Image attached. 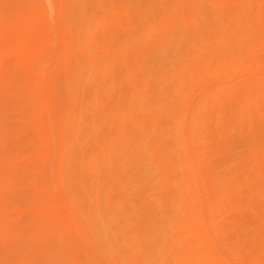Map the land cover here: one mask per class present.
Segmentation results:
<instances>
[{"label":"rangeland","instance_id":"1","mask_svg":"<svg viewBox=\"0 0 264 264\" xmlns=\"http://www.w3.org/2000/svg\"><path fill=\"white\" fill-rule=\"evenodd\" d=\"M154 216L192 254L158 264H264V0H0V264L136 262Z\"/></svg>","mask_w":264,"mask_h":264},{"label":"bare ground","instance_id":"2","mask_svg":"<svg viewBox=\"0 0 264 264\" xmlns=\"http://www.w3.org/2000/svg\"><path fill=\"white\" fill-rule=\"evenodd\" d=\"M189 1H190V0H189ZM191 1H192V0H191ZM82 5H83V2H82ZM78 7H79V6H78ZM84 8L86 9L85 11L87 12V11H88V10H87L88 8H86V5L84 6ZM75 10H76V9H75ZM79 10H80V9H79ZM76 11H78V10H76ZM174 12H175V11H174ZM175 14H176V13H175ZM80 15H81V14H80ZM85 15H86V17H88V16H89V15H88V12H87V14H85ZM173 15H174V14H173ZM83 16H84V15H83ZM86 17H84V18H86ZM84 18H82V19H84ZM173 18H174V17H173ZM173 18H172V19H173ZM175 18H176V17H175ZM82 19H81V20H82ZM87 19H89V18H87ZM78 20H79V19H78ZM81 20H80V21H81ZM89 20H90V19H89ZM169 20H171V19H168V21H169ZM173 20H174V19H173ZM83 21H84V20H83ZM174 21H175V20H174ZM93 22H94V21H93ZM81 23H82V22H81ZM89 23H90V22H89ZM173 23H174V22H173ZM226 23H227V22H226ZM229 23H230V22H229ZM229 23H228V24H229ZM87 24H88V23H87ZM90 24H91V23H90ZM170 24H171V23H170ZM174 24H175V23H174ZM174 24H172V25H174ZM228 24H225L226 27L228 26ZM79 25H80V24H79ZM81 25H82V24H81ZM84 25H85V24H84ZM225 25H224V27H225ZM229 25H231V24H229ZM174 26H175V25H174ZM174 26H173V27H174ZM212 26H214V25H212ZM216 26H217V25H216ZM79 27H81V26H79ZM90 27H91V26H90ZM169 27H171V26H169ZM221 27H223V26H221ZM82 28H83V27H82ZM87 28L89 29L88 26H87ZM175 28H176V27H175ZM78 29H79V28H78ZM83 29H85V28H83ZM212 29H213V28H212ZM89 30H90V29H89ZM89 30H88V31H89ZM91 30H92V29H91ZM172 30H173V29H172ZM220 30L222 31V29H220ZM78 31H79V30H78ZM88 31H87V32H88ZM174 31H175V29H174ZM174 31H173V32H174ZM216 31H218V29H217ZM221 31H220V32H221ZM223 31H224V30H223ZM223 31H222V32H223ZM226 31H228V30H226ZM80 32H81V31H80ZM83 32H84V31H83ZM83 32H82V33H83ZM89 32H90V31H89ZM170 32H171V31H170ZM214 32H215V31H214ZM214 32H213V33H214ZM84 33H85V32H84ZM93 33H94V32H93ZM93 33H92V34H93ZM78 34L81 35L80 33H78ZM90 34H91V33H90ZM166 34H167V32H166ZM79 35H78V36H79ZM83 35H84V34H83ZM223 35H224V34H223ZM241 35H242V34H241ZM241 35L238 37L239 39H240ZM91 36H92V35H91ZM92 37H93V36H92ZM219 37H220V36H219ZM226 37H227V36H226ZM79 38H81V37H79ZM88 38H89V37H88ZM215 38H216V37H215ZM221 38H223V37H221ZM221 38H220V39H221ZM224 38H225V36H224ZM212 39H214V38H212ZM239 39H237V41H238ZM79 40H80V39H79ZM90 40H91V39H90ZM215 40H217V39H215ZM85 41H86V40H85ZM87 41H88V40H87ZM213 41H214V40H212L211 43H212ZM219 41H220V40H219ZM219 41H218V42H219ZM224 42H225V41H224ZM87 43H88V42H87ZM89 43H90V42H89ZM89 43H88V44H89ZM169 43H171V42H169ZM198 43H199V42H198ZM200 43H201V42H200ZM200 43H199V44H200ZM175 44H176V43H175ZM204 44H206V43L204 42ZM217 44H218V43H217ZM80 45H82L81 42H80ZM83 45H84V44H83ZM196 45H198V44H196ZM208 45H210V44H208ZM208 45L206 46V48L208 47ZM222 45H223V43H222ZM85 46H86V45H85ZM168 46H169V45H168ZM171 46H172V45H170V48H171ZM198 46H199V45H198ZM215 46H218V45H215ZM172 47H173V46H172ZM209 47H210L211 49H210ZM209 47H208V49L212 51V49H213L214 46H213V47L209 46ZM225 47H226V46H225ZM196 48H197V46H196ZM214 48H216V47H214ZM218 48H219V46H218ZM171 49H173V48H171ZM198 49H199V47H198ZM198 49H196V50H198ZM201 49H202V48H201ZM167 50H168V49H167ZM204 50H205V49H204ZM215 50H216V49H215ZM222 50H223V49H221V50H219V51H222ZM224 50H226V49H224ZM168 51H170V49H169ZM219 51H218V52H219ZM170 52H171V51H170ZM192 52H193V51H192ZM196 52H198V51H196ZM196 52L194 51V53H196ZM209 52H210V51H208V53H209ZM182 53H183V51H182ZM188 53H189V52H188ZM194 53H193V54H194ZM200 53H201V52H200ZM215 53H216V51L214 52V54H215ZM223 53H224V52H223ZM163 54H164V53H163ZM179 54H180V53H179ZM212 54H213V53H212ZM217 54H218V53H217ZM184 55H185V54H184ZM202 55H203V53H202ZM205 55H207V54H205ZM220 55H221V54H220ZM182 56H183V54H182ZM199 56H200V55H199ZM214 56H215V55H214ZM218 56H219V55H218ZM178 57H179V56H178ZM184 58H185V57H184ZM169 59H170V58H169ZM171 60H172V59H171ZM173 60H175V59H173ZM178 60H179V59H178ZM184 60H185V59H184ZM182 61H183V59H182ZM142 62H143V61H142ZM169 62H170V60H169ZM176 62H177V61H176ZM176 62H174L175 65H177ZM183 64H184V63H183ZM185 64H187V63H185ZM167 65H168V64H167ZM187 65H188V64H187ZM160 66H163V65H160ZM179 66H180V65H179ZM84 67H85V65H84ZM166 67H167V66H166ZM168 67H169V66H168ZM168 67H167V68H168ZM158 68H159V67H158ZM164 68H165V67H164ZM187 68H188V67H187ZM91 69H92V68H91ZM175 69H177V68L175 67ZM183 69H184V68H183ZM183 69H182V71H184ZM205 69H206V68H205ZM89 70H90V68H89ZM137 70H138V69H137ZM165 70H166V69H165ZM165 70H164V71H165ZM170 70H171V69H170ZM188 70H189V69H188ZM83 71H84V68H83ZM138 71H139V70H138ZM138 71H137V72H138ZM157 71H158V69H157ZM167 72L169 73L170 71H167ZM176 72H177V70H176ZM176 72H175V73H176ZM178 72H179V71H178ZM187 72H188V71H187ZM89 73H90V72H89ZM180 73H181V72H180ZM157 74H158V73H157ZM85 75H86V74H85ZM178 75H179V73H178ZM185 75H186V74H185ZM82 76H83V75H82ZM86 76H87V75H86ZM165 76H166V75H165ZM84 77H85V76H84ZM154 77H155V75H154ZM163 77H164V76H163ZM182 77H183V76H182ZM164 78H165V77H164ZM172 78H173V77H172ZM184 78H187V77H184ZM184 78H183V79H184ZM160 80H161V78H160ZM174 80H175V79H174ZM155 81H156V80H155ZM162 81H163V80H162ZM162 81H161V82H162ZM166 81H167V80H166ZM168 81H169V80H168ZM170 81H171V80H170ZM170 81H169V82H170ZM186 81H187V80H186ZM158 82H159V80H158ZM171 82H172V81H171ZM153 84H154V83H153ZM162 85H163V83H162ZM166 85H167V84H166ZM177 85H178V84H177ZM168 86H169V85H168ZM148 87H149V86H148ZM157 87H158V86H157ZM171 87H172V86H171ZM171 87H170V88H171ZM105 88H107V87L102 88V90H103V89L105 90ZM102 90H101V92H102ZM162 90H163V89H162ZM144 91H145V90H144ZM142 92H143V91H142ZM138 93H139V92H138ZM163 95H164V94H163ZM165 95H166V94H165ZM168 95H169V94H168ZM170 95H171V94H170ZM160 96H161V95H158V97H160ZM171 96H172V95H171ZM165 97H166V96H165ZM146 98L148 99V97H146ZM166 98H167V97H166ZM172 98H173V97H172ZM177 98H178V97H177ZM163 100H164V99H163ZM148 101H149V100H148ZM173 101H174V100H173ZM175 101H177V99H176ZM137 102H138V101H137ZM167 102H168V101H167ZM171 102H172V101H171ZM160 103H161V101H160ZM164 103H166V101H165ZM168 103H169V102H168ZM173 103H174V102H173ZM173 103H172V104H173ZM147 104H148V102H147ZM162 104H163V103H162ZM214 104H215V103H214ZM214 104H213V106H212L213 108H214ZM166 105H168V104H166ZM162 106H163V105H162ZM170 107H171V105H170ZM170 107H169V108H170ZM167 108H168V107H167ZM213 108H212V109H213ZM124 109H125V108H124ZM126 109H127V108H126ZM116 110H117V109H116ZM118 113H119V112H118ZM115 114H117V112H116ZM159 115H161V113H160ZM159 115H158V116H159ZM184 116H185V115H184ZM179 117H180V116H179ZM181 117H182V116H181ZM178 119H179V118H178ZM186 119H187V118H186ZM189 119H190V118H189ZM202 119H203V118H202ZM202 119H201V120H202ZM201 120H200V121H201ZM183 121H184V120H183ZM189 121H190V120H189ZM197 121H199V119H197L196 122H197ZM200 121H199V123H200ZM202 121H204V120H202ZM196 122H195V124H196V125H199L198 122H197V123H196ZM122 123H123V122H120L119 126L121 125V127H123L122 129L124 130V129L127 127V125H126L125 123H123V124H122ZM185 123H187V125H188V123H190V122H185ZM185 123H184V124H185ZM201 123H202V122H201ZM124 124H125L126 127L124 126ZM173 124H174V122H173ZM176 124H177V123H176ZM122 125H123V126H122ZM169 126H170V125H169ZM174 126H175V125H174ZM174 126H173V127H174ZM121 127H119L120 130H121ZM187 127H188V126H187ZM167 128H168V127H167ZM114 129H115V130H118V129H116V128H114ZM126 130L129 131L128 128H127ZM126 130H125V131H122V130H121V131L127 133L128 135H125V136H124V135L122 134V132H121V133H120V134H122V136H121L120 134L118 135V133H117V134L114 133V132H116V131H113L114 136H112V137L115 138V135H117V136H119V137L116 136L117 138H115V140L117 139V140L120 141V138H121V140H122V138H123L124 140L127 139L128 141H130V138H129V137H130V135H129L130 133L127 132ZM163 130H164V129H163ZM169 130H170V129H169ZM185 130H186V129H185ZM158 131H159V130H158ZM158 131H157V132H158ZM118 132H120V131L118 130ZM157 132H156V134H157ZM174 132H175V131H174ZM185 132H186V131H185ZM185 132H184V133H185ZM125 133H124V134H125ZM145 133H146V132H145ZM163 133H164V132H163ZM163 133H162V134H163ZM189 133H190V132H189ZM113 134H112V135H113ZM133 134H134V133H133ZM151 134H152V133H151ZM153 134H154V133H153ZM160 134H161V133H160ZM164 134H165V133H164ZM131 135H132V134H131ZM157 135H158V134H157ZM120 136H121V137H120ZM123 136H124V137H123ZM128 136H129V137H128ZM140 136H141V135H140ZM142 136H143V135H142ZM142 136H141V137H142ZM144 136H145V135H144ZM74 137H75V136H74ZM79 137H80V136H79ZM127 137H128V138H127ZM151 137H152V136H151ZM151 137H150V139H151ZM118 138H119V139H118ZM133 138H134V135H132L131 139H133ZM82 139H83V138H82ZM134 139H135V138H134ZM134 139H133V140H134ZM141 139H142V138H141ZM153 139H154V138H153ZM153 139H152L151 141H153ZM80 140H81V139H80ZM83 140H84V139H83ZM117 140H116V141H117ZM155 140H156V139H155ZM111 141H113V140H111ZM128 141H127V143H126L125 145L127 146V145L129 144L130 149L133 148L134 145L131 147V146H130V142L133 144L134 141H133V142H132V141L128 142ZM144 141H145V140H144ZM157 141H158V140H157ZM159 141H160V140H159ZM161 141H162V140H161ZM77 142H78V141H77ZM120 142H121V141H120ZM162 142H163V141H162ZM118 143H119V142H118ZM140 143H141V142H140ZM143 143H144V142H143ZM132 144H131V145H132ZM155 144L157 145V143H155ZM174 144L176 145V143H174ZM108 145H109V144H108ZM138 145H139V144H138ZM179 145H180V144H179ZM112 146H113V145H109V146H107V148H105V149L109 150V147H112ZM120 146H121V145H120ZM160 146H161V145H160ZM160 146H159V143H158L157 147H155V148H156V149H157L158 147L160 148ZM115 147L117 148V146H115ZM122 147H123V146H122ZM122 147H119V148H122ZM127 147H128V146H127ZM129 147H128V149H127L128 151H127L126 148H125V150H124L125 154H127L126 151L128 152L129 155H130V153H129L130 151H131V153L133 154V151H132L133 149L130 150ZM144 147H145V146H144ZM168 147H170V146H168ZM180 147H181V146H180ZM112 148H114V146H113ZM116 148L112 149V151H113V152H116V151L119 149V148H118V149L115 151ZM145 148H146V147H145ZM151 148H152V146H151ZM151 148H150V149H151ZM155 148H153V149H155ZM159 148H158V149H159ZM170 148H171V147H170ZM134 149H138V148L135 147ZM156 149H155V151H156ZM161 149H162V146H161ZM161 149H159V153H157L158 155H161L160 158H158V160L161 159V157H163L162 154L160 153V150H161ZM163 149H164V148H163ZM172 149L175 150V149H178V148H172ZM172 149H170V150H172ZM129 150H130V151H129ZM144 150H145V149H144ZM144 150H143V152H144L145 154L150 153V152H147V150H145L146 152H145ZM165 150H166V148H165ZM167 150H169V149H167ZM105 151H106V150H105ZM112 151H110V152H112ZM134 151L137 152L138 150H134ZM155 151H154V152H153V151L151 152V155H152V154H153V155L155 154L154 158L158 156V155L155 153ZM119 152H121V151H119ZM136 152L133 154V155L135 156V157H133V158H131L132 155H130L131 157H130V156L128 157V154H127V156H126L125 154H124V156H123V153H122V152L119 153V154L122 156V158H123L122 161H123L124 163H125V161H124L125 156L128 157V159L125 158V160H128V161H130L131 163H133L131 160L134 159V163H135V162L138 161V160H137V161L135 160V158L138 157L137 155H135V154H137ZM143 152H142V153H143ZM172 152H173V151H172ZM172 152H171V153H172ZM175 152H176V151H175ZM100 154L102 155V152H101ZM112 154H113V153H112ZM117 154H118V153H117ZM168 154H169V153H168ZM103 155H104V154H103ZM110 155H111V154H110ZM151 155H150V156H151ZM153 155H152V156H153ZM97 156H98V155H97ZM106 156H107V154H106ZM117 156H118V155H117ZM121 156H120V157H121ZM148 156H149V155H148ZM152 156H151V157H152ZM190 156H192V155H190ZM144 157H145V156H144ZM158 157H159V156H158ZM103 158L106 159L105 157H103ZM112 158H113V156H112ZM112 158H111V159H112ZM147 158H148V157H147ZM167 158H168V157H167ZM129 159H131V160H129ZM151 159H152V158H151ZM163 159H164V158H163ZM96 160H97V159H96ZM113 160H114V159H113ZM139 160H140V159H139ZM146 160H147V159H146ZM155 160L157 161V159H155ZM191 160H192V157H191ZM98 161H100V160H98ZM102 161H103V160H101V162H102ZM107 161H108V160H107ZM114 161H115V160H114ZM117 161H118V160H117ZM122 161H121V163H122ZM152 161H153V159H152ZM182 161H183V160H182ZM138 162H139V161H138ZM138 162H137V163H138ZM153 162L156 163L155 161H153ZM81 163H82V162H81ZM97 163H98V162H97ZM105 163H106V162H105ZM105 163H104V164H105ZM121 163H120L119 165H123V164H121ZM126 163H127V162H126ZM128 163H129V162H128ZM131 163H129V166H130ZM134 163H133V164H134ZM137 163H135V164H137ZM142 163H143V161H142ZM179 163H180V162H179ZM188 163H189V162H188ZM191 163H192V162H191ZM74 164H75V163H74ZM79 164H80V163H79ZM104 164H103V166H105ZM115 164L117 165V163H115ZM135 164H134V165H135ZM158 164H159V163H158ZM86 165H87V164H86ZM99 165H102V164L99 163ZM131 165H132V164H131ZM140 165H141V164H140ZM172 165L174 166V164H172ZM75 166H76V165H75ZM79 166H80V165H79ZM107 166H108V165H107ZM113 166H114V164H113ZM126 166L128 167V165H126ZM173 166H172V167H173ZM183 166L185 167V164H184V163L181 165V167H183ZM188 166H189V165H188ZM81 167H82V166H81ZM83 167H84V166H83ZM100 167H101V166H100ZM114 167H115V166H114ZM114 167H113V168H114ZM130 167H131V166H130ZM130 167H129V168H130ZM132 167H133V165H132ZM157 167H159V166H157ZM157 167H156V168H157ZM184 167H183V168H184ZM78 168H79V167H78ZM109 168H110V167H109ZM120 168H121V169H120ZM120 168H118V169L122 170L123 166H120ZM129 168H127V169L129 170ZM168 168H169V167H168ZM174 168H176V167H174ZM178 168H179V167H177V169H178ZM190 168H191V167H190ZM87 169H88V168H87ZM124 169H125V168H124ZM127 169H125V170H127ZM134 169H135V166H134ZM151 169H152V168H151ZM185 169H187V167L184 168L183 170H185ZM188 169H189V168H188ZM80 170H81V169H80ZM83 170H84V168H83ZM101 170H102V173H103V174H104V173L107 174V172H105V169L103 170V168H102ZM116 170H117V169H115V170H113V171H116ZM130 170H131V169H130ZM164 170H167V168H165ZM164 170H163V172L160 174V175H161L160 180H162L164 176L166 177V174L164 173V172H165ZM173 170H174V169H173ZM183 170H182V171H183ZM107 171H108V169H107ZM117 171H119V170H117ZM117 171H116V172H117ZM123 171H124V170H123ZM146 171H147V170H146ZM159 171H160V170H159ZM175 171H176V170H175ZM178 171H179V170H178ZM186 171L188 172V170H186ZM189 171H190V170H189ZM108 172H110V170H109ZM127 172H128V171H127ZM138 172H139V171H138ZM138 172H137V173H138ZM151 172H152V170H151ZM187 172H186V175H185V176L183 175V174H185V172H182V175H183L184 177H188V176H187V175H188ZM85 173H86V172H85ZM88 173H89V172H88ZM99 173H100V172H99ZM102 173H100V174L102 175ZM110 173H111V172H110ZM113 173H114V172H113ZM135 173H136V172H135ZM139 173H140V172H139ZM145 173H146V172H144V174H145ZM166 173H167V171H166ZM190 173H191V172H190ZM106 174H104V176H107ZM115 174H116V173H115ZM131 174H133V172H132ZM131 174H130V175H131ZM140 174H142V173H140ZM147 174H148V173H147ZM191 174H192V173H191ZM75 175H76V174H75ZM122 175H123V174H122ZM150 175H151V174H150ZM163 175H164V176H163ZM76 176H77V175H76ZM79 176H80V175H79ZM110 176H111V175H110ZM114 176H115V175H114ZM123 176H124V175H123ZM125 176H126V175H125ZM128 176H129V174H128ZM128 176H127V177H128ZM147 176H149V175H147ZM162 176H163V177H162ZM167 176H168V175H167ZM80 177H81V176H80ZM102 177H103V175H102ZM107 177H108V176H107ZM127 177H126V178H127ZM130 177H131V176H130ZM137 177H138V176H137ZM150 177H152V176H150ZM165 177H164L163 180H165ZM181 177H182V176H181ZM184 177H183V179L185 180ZM104 178H105V177H104ZM115 178H116V177H115ZM115 178H114V179H115ZM152 178H153V177H152ZM82 179H84V178H82ZM135 179H137V178H135ZM140 179H141V178H140ZM158 179H159V176H158ZM166 179H169V178L166 177ZM173 179H174V178H173ZM173 179H171V180H173ZM187 179H188V178H187ZM187 179H186V180H187ZM103 180H105V179H103ZM115 180H118V179L116 178ZM124 180H125V179H124ZM124 180H123V181H124ZM130 180H132V179H130ZM105 181H106V180H105ZM118 181H119V180H118ZM134 181H135V180H134ZM138 181H139V180H138ZM140 181H141V180H140ZM173 181H174V180H173ZM175 181H176V180H175ZM180 181H181V180H179L178 183H175V186H176V184H177V188H178L179 186H181V184L183 183V180H182V182H180ZM114 182H115V181H114ZM128 182H129V181H128ZM158 182H159V181H158ZM168 182H169V180H168V181L166 180V181H164L163 183H166L165 185L168 186V185H167ZM171 182H172V181H171ZM189 182H190V181H189ZM105 183H106V182H105ZM153 183H154V182H153ZM163 183H162V187H161V188L166 187V186L163 185ZM191 183H192V182H191ZM83 184H84V183H83ZM127 184H129V183H127ZM127 184H126V186H127ZM155 184H156V183H155ZM159 184H161V183L159 182ZM169 184H170V183H169ZM178 184H180V185H178ZM133 185H134V183H133ZM135 185H136V184H135ZM153 185H154V184H153ZM183 185H184V184H183ZM189 185L192 186V184H189ZM131 186H132V184H131ZM131 186L129 185V187H131ZM158 186H159V185H158ZM173 186H174V185H173ZM175 186H174V187H175ZM185 186H186V185H185ZM185 186H184V187H185ZM78 187H79V186H78ZM78 187H77V188H78ZM83 187H86V186L84 185ZM91 187H92V186H91ZM91 187H89V188H91ZM129 187H126V190H127V188H129ZM77 188H76V191H77ZM153 188H154V187H153ZM159 188H160V187H159ZM159 188H156V190H157V189H158L159 191L162 190L161 188H160V189H159ZM181 188H182V186H181ZM188 188H191V187H188ZM79 189H80V188H79ZM79 189H78V190H79ZM175 189H176V188H175ZM178 189H179V191H180V187H179ZM186 189H187V188H186ZM82 190H83V189H82ZM131 190H132V189H131ZM149 190H150V189H149ZM152 190H155V189H152ZM156 190H155V191H156ZM182 190H185V189L182 188ZM189 190H190V189H189ZM189 190H188V192H189ZM87 191H88V190H87ZM159 191H158V192H159ZM176 191H177V190H176ZM179 191H178V192H179ZM191 191H192V190H191ZM77 192H79V191H77ZM80 192H81V191H80ZM80 192H79V193H80ZM127 192H128V191H127ZM152 192L154 193V191H152ZM178 192L175 193V195L178 194ZM182 192H183V191H182ZM82 193H83V192H82ZM82 193H81V194H82ZM89 193H90V192H89ZM101 193H103V192H101ZM129 193H131V192H129ZM180 193H181V191H180ZM189 193H190V192H189ZM191 193H192V192H191ZM81 194H79V196H80ZM99 194H100V193H99ZM104 194H105V193H104ZM182 194H183V193H182ZM182 194H181V195H182ZM84 195H85V194H84ZM86 195H87V194H86ZM183 195H184V194H183ZM82 196H83V195H82ZM101 196H102V195H101ZM101 196H100V197H101ZM86 197H88V195H87ZM178 197H179V195H178L177 197H176V196L174 197V198H175L174 200H176V202H174V200H173V201H172V204H171V202H170L169 204H171V205H176V204H173V202H174V203H178V206L181 207V206H180L181 204L179 205V198H178ZM183 197H184V196H183ZM185 197H186V203H187V200H189L190 197L187 196V194L185 195ZM109 198H110V197H109ZM109 198H108V199H109ZM180 198H182V197H180ZM190 199H191V198H190ZM258 199H259V198H258ZM90 200H91V199H90ZM103 200H104V199H102V201H103ZM123 200H126V198L124 197L122 200H120L119 203H122V204H123V207H124V203H123V202H125V201H123ZM182 200L185 201L184 198H183ZM106 201H107V200H106ZM109 201H110V199H109ZM96 204H97V203H96ZM117 204H118V203H117ZM163 204H164V203H162V207H163ZM183 204H184V203H183ZM109 205H110V204H109ZM115 205H116V204H115ZM120 205H121V204H120ZM159 205H160V204H159ZM105 206H106V205H105ZM169 206H170V205H169ZM178 206L176 205V207H178ZM113 207H115V206L113 205ZM113 207H112V208H113ZM123 207H121L120 210H122ZM160 207H161V205H160ZM173 207H174V206H172V208H173ZM91 208H92V207H91ZM163 208H164V207H163ZM163 208H161V209H163ZM170 208H171V206L168 207L169 211H170ZM164 209H166V207H165ZM116 210H117V211H116ZM120 210H118V208L113 209V211H115L113 214H117V215H119V216H120V215L122 216L123 211H125V210H123V211H120ZM126 210H127V209H126ZM172 210H173V211H170V213L176 211V210L174 211V209H172ZM113 211H109V212H110V215H112L111 212H113ZM161 211H162V210H161ZM164 211H165V210H163L162 212H163V213L167 212V211H165V212H164ZM177 211H178V210H177ZM116 212H117V213H116ZM121 212H122V214H121ZM127 212H128V211H125L124 214H123L124 217L126 216L125 219L127 218V215H128V216H131V215H132V214H130V213L127 214ZM107 213H108V212H107ZM107 213H106V214H107ZM119 213H120V214H119ZM125 213H126V215H125ZM151 213H152V212H151ZM151 213H150V214H151ZM106 214H105V215H106ZM108 214H109V213H108ZM129 214H130V215H129ZM154 214H155V213H154ZM171 214H172V213H171ZM175 214H177V213H175ZM175 214H174V215H175ZM156 215H157V214H156ZM85 216H86V215H85ZM107 216H108V215H107ZM115 216H116V215H115ZM115 216H114V217H115ZM119 216H118V217H119ZM121 216H120V217H121ZM179 216H180V215H179ZM116 217H117V216H116ZM118 217H117V218H118ZM122 217H123V216H122ZM122 217L120 218V220L118 219L120 224H122ZM124 217H123V218H124ZM132 217H134V215H133ZM154 217L156 218V220L158 219V220H160V221H158V223H157V221L155 220V223H156V224H154V225L152 224L150 227L148 226V229H150L151 231L149 230V232H148L146 235H148L149 237H148V236H145V235L142 236V233L145 231L144 229H142V230H144L143 232L138 231L139 233L141 232V233H140L141 236L139 235V236H136V237H135V238H137V239H138V238H141V237H142V239H143L144 236L146 237V241H145V238H144L143 241H145V242L142 243V244H144V246L142 247L144 250H143V249H140V250L143 251V252L145 251V253L142 252L143 254H141L140 250H138L139 253L137 254V261L135 262V260H133V259L136 258V253H135V252H136L137 250L135 249L136 251L134 250V251H135V252H134V251L132 250V246H133V245L135 246L136 239H135L134 244H133V242H132V243L130 242V243L132 244V245L130 244V245H131V252H132V254L134 255V257L132 256V257H133L132 260L130 259V260L126 261L127 263L129 262L128 264H141V263L143 264L144 262H145V264H146V263H147V264H149V263L154 264L151 260H153V261L155 260V262H157L156 255H155V258H153L154 255H153V253H152V251L154 252L155 249H156V248H152V247L154 246V244H155V242H154L155 240H154V239H155V238H156L157 240L160 239V241H159V245H158V243H157V247H158V246H159V247H160V246H161V247H164V246L167 247V244H168V242H169L168 239L172 237V235H171V237L169 236V232H170L171 230L173 231V227H174V230H175V232H173V234L180 235V234H178V233H181V234L184 236V234H185L184 231H180V232H177V233H176V230H177L178 228L175 229V227H177V226H174V225H176L177 223H175V224L173 223V220H172L173 217H172V215H171L172 219H171V217H169L170 219L168 218V220H171V222H167L168 220H167V221L165 220V221H166L165 223H164V220L162 221V219H159V218L156 217V216H154ZM174 217L176 218L177 216H174ZM180 217L182 218V216H180ZM180 217H177V219L174 218L175 221H176V220L178 221V219H181ZM108 218H109V217H108ZM129 218H130V217H129ZM100 219H101V218H100ZM106 219H107V218H106ZM113 219H114V218H113ZM131 219H133V218H131ZM131 219H130V220H131ZM107 220H108V219H107ZM107 220H106V221H107ZM126 220H127V219H126ZM130 220L128 219V221H130ZM153 220H154V219H153ZM188 220H190L189 224L191 225V224H192V223H191V222H192V218L190 219V217H189ZM188 220H187V221H188ZM100 221H101V220H100ZM151 221H152V220L150 219V221H148V222H151ZM180 221H181V220H180ZM180 221H179V222H180ZM184 221H185V220H184ZM101 222H102V221H101ZM110 222H111V221H110ZM110 222L107 221L108 224H109ZM133 222L136 223L135 221H133ZM152 222H153V221H152ZM103 223H104V222H103ZM103 223H100V224H103ZM112 223H113V222H112ZM119 223L117 222V224L115 225L114 228L117 229V227H118L119 230H123V229H121L122 227H120V224H119ZM180 223H181V222H180ZM182 223H183V221H182ZM104 224H105V223H104ZM104 224H103V225H104ZM118 224H119V225H118ZM130 224H131V223H130ZM187 224H188V222H187ZM96 225H97V224H96ZM131 225H133V224H131ZM134 225H135V224H134ZM138 225H139V223L136 225L137 228H138ZM177 225H179V227H180L181 224L178 223ZM182 225H183V224H182ZM143 226H144V225L142 224V227H143ZM103 227L105 228V226H103ZM139 227H141V225H139ZM142 227H141V228H142ZM144 227H146V226H144ZM101 228H102V225H101ZM101 228H100V229H101ZM104 228H103V229H104ZM128 228H129L130 230H131V229L133 230L134 226H133V227H132V226H131V227L129 226ZM189 228H190V230H188V231H190V233H191V232H192V230H191L192 227H189ZM189 228H188V229H189ZM129 229H128V230H129ZM134 229H135V228H134ZM138 229H139V228H138ZM138 229H135V232H136ZM148 229H147V230H148ZM154 229H155V230H154ZM180 229H181V227H180ZM106 230L109 232L108 228H107ZM128 230H127V232H128ZM186 230H187V229H186ZM103 231H105V229H104ZM107 231H106V233H108ZM153 231H156V232H155L156 234H155V233L153 234ZM157 231H158V232H162V234H164V236H163L162 234H159V233L157 234ZM178 231H179V230H178ZM116 232H117V231H116ZM118 232H119V231H118ZM129 232H130V231H129ZM167 232H168V233H167ZM101 233H102V231H101ZM119 233H120V232H119ZM119 233H115V235L117 234L116 238L119 237V236H121V235H124L123 237H126V236H127V235L125 236V234H120V235L118 236ZM130 233H131V232H130ZM133 233H134V231H133ZM133 233H132V234H133ZM136 233H137V232H136ZM136 233H135V234H136ZM170 233H171V232H170ZM103 234H104V233H103ZM137 234H138V233H137ZM144 234H145V232H144ZM152 234H153V235H157V236L160 235L161 238H158L157 236L155 237V236H153ZM166 234H168V236H167ZM161 235H162V236H161ZM177 235H176V237H177ZM186 235H187V234H186ZM131 236H132V235H131ZM165 236H166V238H165ZM123 237H119L120 240H121V238L123 239ZM147 237H148V239H150V238L153 239V240H154V241H153L154 243L152 242L151 239L148 240ZM181 237H182V236H181ZM188 237H189V238H188ZM188 237H187V238L185 237V239H190V238H191L190 236H188ZM130 238H131V237L129 236V239H130ZM132 238H133V237H132ZM167 238H168V239H167ZM172 238H173V237H172ZM174 238H175V237H174ZM174 238L171 239L172 241H170V243L174 241ZM177 238H178V237H177ZM177 238H175V239H177ZM142 239H141V242H143ZM120 240H118L119 242H121V243H119V244L122 245L123 242L120 241ZM130 240H132V239H130ZM147 240H148L149 242L146 244V246L149 247V250L152 248L150 251L148 250V252H149L148 254H147V250H145V249H146V248H145V247H146V246H145V243L147 242ZM181 240H183V239H181ZM139 241H140V240H139ZM139 241H137V243H138ZM167 241H168V242H167ZM176 241H178V240H176ZM179 241H180V240H179ZM141 242H139V245H140ZM150 242H151V244H152L153 246H150ZM156 242H157V241H156ZM166 242H167V244H166ZM170 243H169V244H170ZM174 243H175V241H174L173 243H171V245L173 246ZM176 243H177V242H176ZM123 244H124V243H123ZM142 244H141V245H142ZM124 245H125V244H124ZM127 245H128V244H127ZM130 245H128V247L125 245L126 249L130 248ZM139 245H138V246H139ZM141 245H140V246H141ZM155 245H156V244H155ZM172 246H171V247H172ZM175 246H176V244H174V247H173V249H175V251H174L173 249H172V250H173L175 253H177V252H178V253H177V254L174 253V256H172L173 254H172V255L169 254V252H171V253L173 252V251H170V250H171L170 245H169V247H168L169 250H167L169 256L167 255L166 252H164V249H163V248H162L163 251H161V252L164 253V254H166V256H168V257L164 256L163 254H161V255H162L164 258H169V257H171V256H172V257H176L178 254L182 255V254L185 252L184 249H186V246H184L185 248H182L183 246L181 247V245H180V246H179L180 248H179L178 250L175 248ZM189 246L191 247L192 245H189ZM125 247L122 245V248H121V249L123 250V253H122V254H124V252H125V250H124ZM161 247H160L159 250H161ZM190 247H188V248H190ZM139 248H140V247H139ZM168 248H167V249H168ZM181 248L183 249V251L181 250ZM159 250H158V248L156 249L157 253L159 252ZM165 250H166V249H165ZM176 250H177V251H176ZM187 250H188V249H187ZM156 251H155V253H156ZM180 251H181L182 254L179 253ZM188 251H189V250H188ZM131 252H130V253H131ZM133 252H134L135 254H134ZM150 252H151V253H150ZM161 252H159V253H161ZM125 254H126V253H125ZM139 254H141V256H140ZM150 254H152V256H151ZM118 255L120 256L119 252H118ZM126 255H127V254H126ZM138 255H139V256H138ZM142 255H146V256L149 255V258L152 257L153 259H151V260L148 259V258L145 259L144 257H146V256L142 257ZM159 255H160V254H158V257H159ZM180 255H178V258H177V257H176V258H177L178 260H182V261H185V262H186L185 259H186L187 257L191 256L192 254L190 255V251H189L188 254H187V251H186V258H185V255H182V256H181L183 259L185 258L184 260L181 259ZM187 255H188V256H187ZM150 256H151V257H150ZM120 257H121V256H120ZM124 257H125V256H124ZM132 257H131V258H132ZM141 257H142V258H141ZM158 257H157V258H158ZM172 257L169 258V260H170V259H173ZM179 257H180V258H179ZM176 258H175V260H176ZM191 258H192V257H191ZM191 258L189 257L190 261H191ZM140 259H141V260H140ZM158 259H159V258H158ZM160 259L163 260V261H160V262H164V263H166L162 257H161ZM189 259H188V260H189ZM144 260H148V261H151V262L148 263V261L146 262V261H144ZM165 260L167 261V259H165ZM169 260H168V261H169ZM188 260H187V262L190 263V261H188ZM138 261H139V263H138ZM142 261H144V262H142ZM158 261H159V260H158ZM168 261H167V262H168ZM182 261L179 262V263H180V264H181V263L183 264L184 262H182ZM131 262H132V263H131ZM174 262H175V261H174ZM164 263H163V264H164ZM157 264H158V262H157ZM159 264H160V263H159ZM161 264H162V263H161ZM166 264H167V263H166ZM169 264H170V263H169ZM172 264H174V263H172ZM185 264H187V263H185ZM191 264H192V263H191Z\"/></svg>","mask_w":264,"mask_h":264}]
</instances>
